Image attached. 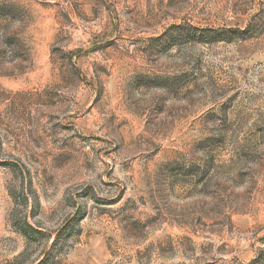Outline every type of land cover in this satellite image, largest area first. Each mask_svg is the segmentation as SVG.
I'll return each mask as SVG.
<instances>
[{"label": "rangeland", "instance_id": "1", "mask_svg": "<svg viewBox=\"0 0 264 264\" xmlns=\"http://www.w3.org/2000/svg\"><path fill=\"white\" fill-rule=\"evenodd\" d=\"M0 264H264V0H0Z\"/></svg>", "mask_w": 264, "mask_h": 264}]
</instances>
